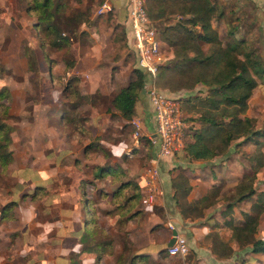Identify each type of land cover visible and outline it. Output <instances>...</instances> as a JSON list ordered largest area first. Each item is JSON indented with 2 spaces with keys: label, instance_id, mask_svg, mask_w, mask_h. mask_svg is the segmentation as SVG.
<instances>
[{
  "label": "crops",
  "instance_id": "1",
  "mask_svg": "<svg viewBox=\"0 0 264 264\" xmlns=\"http://www.w3.org/2000/svg\"><path fill=\"white\" fill-rule=\"evenodd\" d=\"M70 1L75 11L87 15L89 24L76 26L83 41L76 44L77 47H71L69 52L73 61L67 65L63 52H67L68 47L51 50L49 63L42 59L38 47L40 37L33 32L36 22L33 24L35 18L31 12L23 8L13 14L10 2L0 0V38L7 37L2 52L14 56L0 59L3 62L12 60L8 61V66L15 73H23L27 62L22 50L27 45L31 49L35 76L50 86L51 92L57 80L63 82L75 77L78 94L89 98L96 94L97 102L96 110L92 109L91 103L88 104L90 112L87 118L77 120L72 129L67 130L69 123L65 116L73 111L78 115L84 100L73 104L76 106L69 105V99L58 97L61 95L59 90L58 95L53 96L50 92L44 100L42 96L36 102L26 100L23 88L30 84L33 72H29V77L23 73L20 88H9L10 113L19 116L20 121L13 139L22 151L13 150L14 143H10L9 148L12 149V163H20L19 177L25 190L21 191L19 200L30 202L25 204L28 214L18 217L22 222L20 234L37 224L49 228L63 227L62 221L68 220L74 224L72 227L76 234L62 236L61 239L55 236L40 238L58 246L54 264H63L58 258H64L70 252L78 254L80 264H91L93 254L81 251L84 202L90 199L84 192L90 188L91 191L96 190V222L112 241L109 252L97 264H181L178 257L168 256L165 252L171 238L166 222H171L174 230L184 237L188 248L185 260L189 264H264V253L253 252L251 246L253 239L264 242V137L258 139L260 143L245 142L242 138L234 140L229 143L225 155L218 154L210 159L189 160L181 150L157 159L160 194L152 202L142 204L144 172L156 157L158 148L151 107L145 92L140 93L151 83L152 77L144 74V85L138 91L129 119H124L111 102L118 91L134 78L133 70L137 69L134 52L128 42L127 0H108L112 11L102 15L93 11L103 0ZM177 18V15L169 17L171 22ZM118 30L125 34L128 53L115 62L112 40ZM161 47L171 58L163 43ZM164 93L179 100L185 119L190 116L185 108L188 99L204 97L206 88L197 84L191 89L164 90ZM247 108L245 115L249 117ZM133 120L138 127L131 131ZM185 122L187 126L191 124ZM192 124L198 126L197 122ZM255 126L264 127L259 126L257 119ZM78 139L80 143L76 142ZM90 139L94 143H90ZM18 156L22 160L17 161ZM60 175V178L71 175L72 181L65 188L61 185L60 195H73L79 207L69 210L70 216L60 215L53 223H38L36 212L34 215L30 205L37 196L31 198L30 195L34 194L36 187H42L44 195L47 191L53 192L59 183L53 185L52 181H57ZM249 178L253 192L237 199L238 185ZM42 180L46 182L42 183ZM113 194L117 196L112 200ZM132 195L136 197L130 199ZM56 196L48 194L47 204L58 200ZM10 201L14 202L13 206L17 204V208L24 206L18 199ZM117 204L125 206L123 215L107 216L105 212ZM65 208L63 206L61 210ZM248 217L254 218L255 223L246 226ZM122 238L129 246L123 254ZM46 259H50L49 264H52L54 258L47 256Z\"/></svg>",
  "mask_w": 264,
  "mask_h": 264
},
{
  "label": "trees",
  "instance_id": "2",
  "mask_svg": "<svg viewBox=\"0 0 264 264\" xmlns=\"http://www.w3.org/2000/svg\"><path fill=\"white\" fill-rule=\"evenodd\" d=\"M24 1L25 11L35 15L37 22H44V32L51 35L47 40L46 37L49 36L43 34V39L41 41L39 38L38 44L44 60L48 63L51 61L48 58V50H57L64 45L59 37L61 33L73 32L74 26L78 24H89L87 15L82 11L70 13L68 10L64 13L59 0ZM144 9L156 31V39L164 44L166 52L171 56L168 63L159 67L157 74L151 78V84L157 89L170 92L191 89L197 84L206 88L204 97H190L185 106L190 116L184 120L191 123L182 138L181 151L186 157L189 160H205L218 154L225 155L229 143L239 138L245 142L260 143L258 139L264 137V127L257 128L255 119L246 116L245 111L246 100L257 86V82L264 78V61L252 49H244V39L237 35L238 25L232 24V21L237 22L238 19L228 18L215 0H145ZM171 15H177L178 18L171 22L169 19ZM53 18L61 28L53 23L49 24V20ZM214 21L222 22L226 26V39L223 44L213 26ZM112 41L113 61L117 62L128 53L124 32L116 31ZM202 45H206V48L203 49ZM3 71L5 69L0 65V78ZM133 74L134 78L121 88L111 101L124 119L130 118L138 91L144 85V73L134 69ZM71 80L66 81L61 93L66 92ZM6 91L8 92L7 87L0 85V174H4L6 165L12 160L11 151H7L10 144L7 121L12 117L7 113V102L10 98ZM79 98L82 100L87 97L79 95ZM192 122H197L198 126L195 127ZM250 183L251 178L238 185L237 199H242L253 192ZM42 193V187H36L30 197L40 196L38 194ZM136 195L129 198L134 199ZM116 196L113 194L111 199ZM123 204L115 205L105 214L122 216L125 212ZM13 205L14 202L9 201L0 208V220L11 218L7 215ZM95 210L93 202L90 199L85 200L82 244L84 246L85 243H91L96 247L93 264H97L99 259L109 252L112 242L108 234L98 226ZM254 223V218H246V226ZM122 241L123 254L127 252L129 246L124 238ZM251 246L253 252L264 253L262 240H251Z\"/></svg>",
  "mask_w": 264,
  "mask_h": 264
},
{
  "label": "rangeland",
  "instance_id": "3",
  "mask_svg": "<svg viewBox=\"0 0 264 264\" xmlns=\"http://www.w3.org/2000/svg\"><path fill=\"white\" fill-rule=\"evenodd\" d=\"M10 2V7H11V12L13 14H16L20 9H25L26 3L24 0H8ZM57 1V0H56ZM55 2V0H53ZM215 2L219 3L221 7L223 8V11L225 15H228V18H236L238 19L237 22L232 21V24L237 23L238 25V37L244 39V49L245 50H250L252 49L254 53L258 54V56L264 61V0H215ZM59 3L62 4L63 7V12L70 10V13L75 12V6L70 0H59ZM67 8V9H66ZM96 9V6L94 7V11ZM17 10V11H14ZM93 11V12H94ZM95 13V12H94ZM33 15V14H31ZM35 18V15H33ZM33 18V19H34ZM11 19H13L11 17ZM33 24L36 22V30L34 28L33 32H35V35L40 37V40L42 41L43 39V34H49L47 32H44L43 30V24L44 22H37L36 18L34 20ZM39 23V25H38ZM53 23L56 25L58 28H61L55 18L49 20V24ZM213 26H215L216 31L218 33L219 39L221 43L225 41V33L227 32L226 26L222 22L216 23L215 21L213 22ZM236 28V29H237ZM235 32H237L235 30ZM62 41L64 42V48L67 49V52H63V59L66 60L65 64H71L72 63V56L70 54V49L71 47H77L76 44H81L82 39L80 38V33L78 34V28L76 25L74 26L73 32H65L59 36ZM51 35L49 37H46V39H50ZM58 39V38H57ZM7 37H4L3 40L0 38V57H8V58H14V56H11V53H3L2 48L5 46ZM39 40V41H40ZM59 40V39H58ZM61 46V47H63ZM202 48L205 49L206 45H202ZM60 49V48H59ZM30 47L29 46H24L22 53L25 56V60L27 62V65L25 67V71H23L24 75H28L29 77V72H33V78L30 79V84H25V87L23 88V91L25 92L26 100H31L33 102H36L39 97H41L42 100H44L46 97L50 95L51 92V87L48 86L46 83H42L40 81L39 77H36L34 74L33 70V60L31 61V52H30ZM48 50V49H47ZM56 50V49H54ZM58 50V49H57ZM50 49L48 50V53ZM2 52V53H1ZM31 55L30 57L27 58V54ZM15 56L17 58V54L15 53ZM127 56V55H126ZM42 59L43 56H42ZM6 62H3L0 59V65L5 69L3 71V74L0 78V85H4L7 87L8 92L7 96L10 98V90L9 88L12 87L17 89L18 87L20 88V80L23 78V73L18 74L15 73L11 67H9V62L12 61L9 59H6ZM48 62V61H47ZM28 71V72H27ZM71 82L68 84V87L66 89V92L63 94L61 93L62 87L66 84V81L60 82L57 80L53 84V91L51 94L56 92L57 90L60 91V94L58 97L63 96L65 99H69V105L76 104L81 101L79 98L80 94H75L79 93L77 88V83L75 77H71ZM75 89V90H74ZM160 90V89H159ZM72 91L73 93L72 95ZM164 92V90H161ZM16 93H19V91H16ZM20 94V93H19ZM71 94V95H70ZM58 95V94H57ZM87 98L82 99L85 102L82 103L80 106V110L78 112V115L73 114L76 113L73 111V113H68V115L65 116L67 118V122L69 123L67 130H71L74 124L78 121H82L83 119L87 118L88 113L90 112V109L87 107L88 104H92L93 107L92 109L96 110V94L91 96L85 95ZM89 99V100H88ZM61 101V99L59 98ZM58 100V102H59ZM87 101V103H86ZM4 102V101H3ZM56 102V104H58ZM89 102V103H88ZM249 105L247 106V113L249 117H255V119L258 120L259 126L264 125V78L261 81L257 82V86L254 89L253 94L251 93L250 98H249ZM10 99L9 102H7L8 110L7 113L9 116L12 117L11 120L7 121V126L9 129V136H10V143H14L13 150H18L22 151L20 147L18 146V142H14V135H15V129L18 128L17 124L20 122L19 121V116L13 115L10 113ZM60 104V103H59ZM14 105V104H13ZM71 108V107H70ZM72 111V110H71ZM70 111V112H71ZM246 112V111H245ZM78 120V121H77ZM72 126V127H71ZM131 126V131L136 130L135 125H130ZM77 137V135H74ZM12 137V140H11ZM79 140V141H78ZM76 142L80 143V139H78ZM90 143L93 140L90 139ZM74 142V143H76ZM12 149L7 147V151H10ZM19 153V152H18ZM18 159L22 160L20 156H18ZM26 159V158H24ZM19 166L20 163L15 162L12 163V160L10 163H8L5 167L4 174H0V208L6 204V202L10 201L11 199H15L19 201V203H24V206H21V208H17V204L12 207L11 211L8 213L7 216H10L11 218L3 219L0 221V264H49L50 259L47 260V256H51L54 258L52 261V264H54L55 261V254L56 251L58 250V246H55L54 243L52 242V245L50 242H44L42 239L43 238H50L51 237H56V239H61L62 236H68L74 234L75 230L74 224L69 222L68 220H65L64 222L62 221L63 227H46V226H40L39 224L34 225L30 227V229H25V233L20 234V228L22 225V222H20L19 218L20 216L24 215L26 216L28 214V208H25V204H29L30 202L26 199L25 201H20L19 200V195L21 191H24V187L21 184L22 181L19 177ZM61 175L56 179L57 181H52L53 185L55 183H59V186L55 188V190L52 191H47L44 195V192L42 194H38L41 196H37L32 202L31 206L33 207L35 219L38 223H53L55 220H57L60 215H66L70 216L69 210H74L78 208L79 206L76 204V197L73 195H67L62 194L60 195L59 191L61 188V185H65L63 188L67 187V185L72 184V181L70 179L71 175L65 176L64 178ZM42 183H45L46 181H41ZM55 187V186H53ZM59 188V189H58ZM53 193V195H57L58 200H53V203L47 204L48 199V194ZM90 198V200L93 202V206L96 209V190H92L88 188L85 192L84 195H86ZM47 195V196H46ZM55 197V198H56ZM61 198V199H59ZM81 201L82 203L84 202V197L83 194H81ZM49 200H51L49 198ZM22 203V204H23ZM21 204V205H22ZM66 206V208L62 211L61 208ZM60 208V209H59ZM84 213V212H83ZM95 215H96V210H95ZM77 219H79V216H77ZM26 228V227H25ZM28 228V227H27ZM76 234V233H75ZM42 236L43 238H40ZM69 237V236H68ZM96 239V235L94 236ZM55 239V238H53ZM64 244V242H63ZM68 247H70V243H67ZM60 246V245H59ZM83 246V244H82ZM65 247V246H64ZM57 248V249H56ZM84 253H92L93 257L94 254L96 253V247L93 246L91 243L87 244L85 243L83 246V251ZM63 256V255H62ZM64 258L59 257L58 261H62L63 264H80L78 254L77 253H68L67 255L63 256ZM67 257V258H65ZM93 264V263H91Z\"/></svg>",
  "mask_w": 264,
  "mask_h": 264
},
{
  "label": "built area",
  "instance_id": "4",
  "mask_svg": "<svg viewBox=\"0 0 264 264\" xmlns=\"http://www.w3.org/2000/svg\"><path fill=\"white\" fill-rule=\"evenodd\" d=\"M145 0H127L126 18L129 32V46L134 52L135 66L142 73L153 77L157 74L159 67L165 65L170 60L163 51L160 41L156 39V31L149 22L144 9ZM112 6L108 0H103L95 9L96 15L110 13ZM145 95L151 107L154 118V133L158 141L156 157L151 165L144 172L143 187L144 195L141 198L142 204L152 202L156 195L160 194L157 187L158 168L156 160L170 156L174 152L181 150L182 138L187 128V124L180 110V102L176 97L166 95L163 91L155 88L151 83L145 87ZM56 96V93H53ZM136 128V121L131 122ZM134 136L137 132L134 131ZM166 227L172 231L174 226L171 222H166ZM168 256H176L181 264H189L185 260L188 248L184 237L177 233L174 235L173 243L166 247Z\"/></svg>",
  "mask_w": 264,
  "mask_h": 264
},
{
  "label": "water",
  "instance_id": "5",
  "mask_svg": "<svg viewBox=\"0 0 264 264\" xmlns=\"http://www.w3.org/2000/svg\"><path fill=\"white\" fill-rule=\"evenodd\" d=\"M144 92H145L144 89H141V90H140V93H141V94H144ZM139 97H140V95H139ZM175 234H176V231H175V230H172V231H171V238H170V240H169L168 243H167V247L170 246V245L173 243V241H174V235H175Z\"/></svg>",
  "mask_w": 264,
  "mask_h": 264
}]
</instances>
